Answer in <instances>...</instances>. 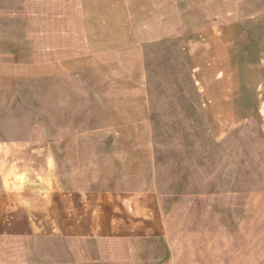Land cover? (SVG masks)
<instances>
[{"label":"rangeland","instance_id":"1","mask_svg":"<svg viewBox=\"0 0 264 264\" xmlns=\"http://www.w3.org/2000/svg\"><path fill=\"white\" fill-rule=\"evenodd\" d=\"M0 170V264H264V0H0Z\"/></svg>","mask_w":264,"mask_h":264},{"label":"crops","instance_id":"2","mask_svg":"<svg viewBox=\"0 0 264 264\" xmlns=\"http://www.w3.org/2000/svg\"><path fill=\"white\" fill-rule=\"evenodd\" d=\"M0 173L1 175H3L1 170ZM25 181L26 178L24 179L21 176H17L14 178H11L9 176H2V182H1L2 188H0V191H2V193L4 194L8 192H12V190H17L18 192H25V189L21 188L26 184ZM12 186L13 188H11ZM31 192L35 195H40V196L43 195L42 190L33 189ZM125 196L126 197L121 198L122 201L118 210L114 207V205L110 206L109 203L107 204L106 208H102V207L93 208V204H90L93 216L101 217V223L98 224V228L95 229V233L114 234L117 232H123L126 233V236H124L125 240H130L132 238L141 239L144 237H149L150 234L152 233L154 234L156 232V227H157L155 226L156 223L155 225L151 224L148 225L146 228H144L143 229L144 233L142 235H139L138 232H139V227L140 226L142 227L143 225V222L141 223L140 218L144 219V221L155 220L156 214L155 215L153 214L154 211H156L155 196L153 194H150L149 192L129 193V195H125ZM100 199L103 200V197H100ZM84 200L85 197L80 198V202L83 205H84ZM109 208H111V210H109ZM118 213L124 214L123 217H119ZM115 217L119 218L120 221H117ZM119 223H121L124 226L123 230H120L118 228ZM110 236H115V235H110ZM110 236L107 235L105 237L102 235L99 236V238L106 239Z\"/></svg>","mask_w":264,"mask_h":264}]
</instances>
